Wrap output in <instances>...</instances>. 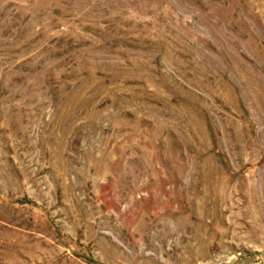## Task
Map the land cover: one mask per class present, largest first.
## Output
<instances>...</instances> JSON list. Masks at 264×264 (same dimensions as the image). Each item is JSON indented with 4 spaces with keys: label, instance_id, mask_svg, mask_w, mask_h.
<instances>
[{
    "label": "rangeland",
    "instance_id": "obj_1",
    "mask_svg": "<svg viewBox=\"0 0 264 264\" xmlns=\"http://www.w3.org/2000/svg\"><path fill=\"white\" fill-rule=\"evenodd\" d=\"M0 264H264V0H0Z\"/></svg>",
    "mask_w": 264,
    "mask_h": 264
}]
</instances>
